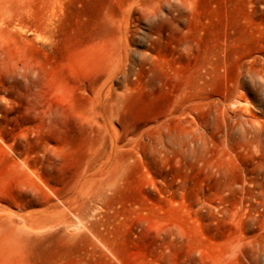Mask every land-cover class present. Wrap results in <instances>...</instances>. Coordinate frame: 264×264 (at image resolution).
Returning a JSON list of instances; mask_svg holds the SVG:
<instances>
[{"label": "rangeland", "instance_id": "obj_1", "mask_svg": "<svg viewBox=\"0 0 264 264\" xmlns=\"http://www.w3.org/2000/svg\"><path fill=\"white\" fill-rule=\"evenodd\" d=\"M0 264H264V0H0Z\"/></svg>", "mask_w": 264, "mask_h": 264}]
</instances>
